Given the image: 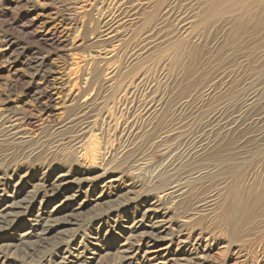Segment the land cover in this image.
<instances>
[{
    "label": "rangeland",
    "instance_id": "obj_1",
    "mask_svg": "<svg viewBox=\"0 0 264 264\" xmlns=\"http://www.w3.org/2000/svg\"><path fill=\"white\" fill-rule=\"evenodd\" d=\"M231 3L0 0V264H154L206 245L204 264H255L220 254L231 241L211 224L231 169H264V0ZM254 226L248 244L264 208Z\"/></svg>",
    "mask_w": 264,
    "mask_h": 264
},
{
    "label": "bare ground",
    "instance_id": "obj_2",
    "mask_svg": "<svg viewBox=\"0 0 264 264\" xmlns=\"http://www.w3.org/2000/svg\"><path fill=\"white\" fill-rule=\"evenodd\" d=\"M100 1H103V0H100ZM231 2H232V0H216V3L218 4V6L227 7V9L231 8V6L233 4ZM96 5H97V3H96ZM110 6H112V5L110 4ZM236 7L239 8V5L236 4ZM132 10H133V7H132ZM111 33H114V31H112ZM146 104H147L146 102H145V104H144V102H142V105L145 106ZM203 154H204L203 151H201L200 153H195L194 155H196V156L194 158H199ZM256 160H258L259 163L264 164V154H259L256 157ZM231 173H234L235 176L237 177L236 179H237V181H239V185H238L239 189L237 187H235L233 191H236V192L228 195V197L226 199H224V202L222 204H220L219 207L217 208V213H216L217 216L215 218H213V220L211 222V224H213V222L220 223L221 226H220V229L218 231H221L224 234H226V236L231 241L229 243H225V245L219 249L220 254H225L227 252V250H232V251H234V255L238 256V255L243 254L245 252L248 253V252L254 251L258 254V258H257L255 264H264V238H259L256 241H253L249 244L246 241L250 235V232L254 231L253 234H256L260 231V230H256L257 227L254 225H255V222L256 221L258 222L259 218L261 217L262 209L264 208V192H263L262 186L258 180V179L262 178V175H264V169H261V170L255 169V171L251 170V171H248V172L243 174L240 171V168L238 169V167H234V169H231ZM246 176L248 177V180L250 182L246 183V181L244 180V178ZM115 181H116L115 179L109 180L105 186H107V187L111 186L109 184H112V183L114 184ZM246 184H247V188H244V186ZM60 186L61 185H59L57 187H60ZM53 187H55L54 184L51 186L50 190H53ZM47 191H44V192L46 193ZM181 191H182V189H179L176 192H181ZM181 193H183V191ZM39 195H40V193L34 194L33 197H36ZM168 195H171V193ZM172 195H174V194H172ZM177 198H179V196H176V199ZM216 203H217V195L214 194L213 196H211L210 201L207 204H204L201 206L202 210H200L196 213L190 214V216L186 220L188 222L179 224L177 227L180 229V231H182L183 228L187 224H189L192 221H195L197 219L199 220L200 214H206L207 212H209L213 208V206L216 205ZM200 222H201V219H200ZM165 230H163V231H165ZM206 230H207V227H205L204 231L199 232L198 237L196 239L197 245L203 244L204 240H201V239H202V235H206V233H208ZM163 231L160 233H163ZM194 234H196V233H194ZM260 235H264V234H260ZM243 240L245 242L244 245H243V243H244ZM151 241H152V239H151ZM149 243L150 242L148 241L147 244H149ZM234 245H236V246H234ZM167 249H168V247H165V248L162 247V248H158V249L148 250V251H146V253L154 254V256L151 257V260H152L155 257L162 255L161 252L164 250H167ZM222 249H223V251H222ZM211 251H212V249L210 247H208V245H206L205 248H199L197 253H190L189 254V253L184 252L181 255H172V257H166L164 259H161L162 261H158L154 264H204L205 261H207L209 258H212V256H210ZM185 254H188L190 256L186 257L187 255H185Z\"/></svg>",
    "mask_w": 264,
    "mask_h": 264
}]
</instances>
